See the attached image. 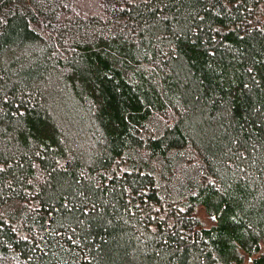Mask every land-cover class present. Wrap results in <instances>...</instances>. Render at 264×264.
<instances>
[{"label": "trees", "instance_id": "obj_1", "mask_svg": "<svg viewBox=\"0 0 264 264\" xmlns=\"http://www.w3.org/2000/svg\"><path fill=\"white\" fill-rule=\"evenodd\" d=\"M0 264H264V0H0Z\"/></svg>", "mask_w": 264, "mask_h": 264}, {"label": "rangeland", "instance_id": "obj_2", "mask_svg": "<svg viewBox=\"0 0 264 264\" xmlns=\"http://www.w3.org/2000/svg\"><path fill=\"white\" fill-rule=\"evenodd\" d=\"M196 215L199 217L201 223L204 226H210L213 223L212 217L207 215L202 208H198L196 211Z\"/></svg>", "mask_w": 264, "mask_h": 264}]
</instances>
